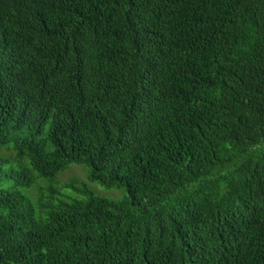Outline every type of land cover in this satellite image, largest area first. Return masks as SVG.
<instances>
[{
  "label": "trees",
  "instance_id": "16d2710c",
  "mask_svg": "<svg viewBox=\"0 0 264 264\" xmlns=\"http://www.w3.org/2000/svg\"><path fill=\"white\" fill-rule=\"evenodd\" d=\"M1 148L0 264H264V0H0Z\"/></svg>",
  "mask_w": 264,
  "mask_h": 264
},
{
  "label": "rangeland",
  "instance_id": "374dc122",
  "mask_svg": "<svg viewBox=\"0 0 264 264\" xmlns=\"http://www.w3.org/2000/svg\"><path fill=\"white\" fill-rule=\"evenodd\" d=\"M7 148L0 149V156L2 157L3 152H6ZM58 183L54 186L56 190L59 191L60 196L57 197V200L63 199L61 195L70 197V198H79V200L83 199L80 196H77L73 191L68 190L65 191L63 188L64 186L72 182L74 180H78L79 182H84L90 186V188L95 192V194L99 197L108 199V200H115L119 201L125 196L124 190H107L101 187L98 184H91L87 178V170L82 166H72L70 167L65 173L61 174L58 178Z\"/></svg>",
  "mask_w": 264,
  "mask_h": 264
}]
</instances>
